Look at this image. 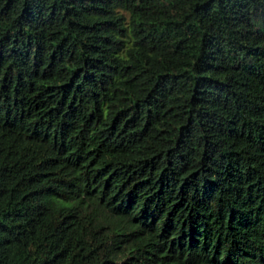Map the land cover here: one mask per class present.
<instances>
[{"label": "trees", "instance_id": "trees-1", "mask_svg": "<svg viewBox=\"0 0 264 264\" xmlns=\"http://www.w3.org/2000/svg\"><path fill=\"white\" fill-rule=\"evenodd\" d=\"M0 264H264V0H0Z\"/></svg>", "mask_w": 264, "mask_h": 264}]
</instances>
